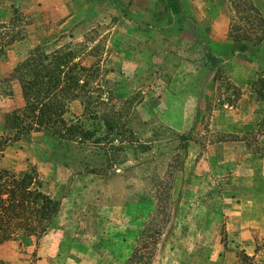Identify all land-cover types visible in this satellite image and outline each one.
<instances>
[{
    "label": "rangeland",
    "instance_id": "374dc122",
    "mask_svg": "<svg viewBox=\"0 0 264 264\" xmlns=\"http://www.w3.org/2000/svg\"><path fill=\"white\" fill-rule=\"evenodd\" d=\"M254 2L264 15V0ZM79 4L87 3L68 2L71 10ZM60 5L0 0L8 26L0 40L12 41L0 55V135L6 113L24 105L9 77L37 45L86 42V62L104 67L102 108L117 118L82 125L94 131L89 139L41 131L5 149L1 168H35L59 205L36 231L0 243V262L245 264L248 255L264 264V58L244 75L212 56L208 47L218 54L222 47L203 44L191 28L142 32L146 23L126 13L66 22ZM220 7L224 26L234 12L230 3ZM202 23L208 31L212 18ZM201 55L203 82L200 69L180 59Z\"/></svg>",
    "mask_w": 264,
    "mask_h": 264
},
{
    "label": "trees",
    "instance_id": "16d2710c",
    "mask_svg": "<svg viewBox=\"0 0 264 264\" xmlns=\"http://www.w3.org/2000/svg\"><path fill=\"white\" fill-rule=\"evenodd\" d=\"M218 2L222 5L230 3L234 12L229 34L234 48H240L236 51H255V47L264 41L261 8L254 0ZM181 7L180 0L166 2L170 12L168 25L175 23ZM7 27L6 23L0 22L3 34ZM11 43V39L1 38L0 55ZM86 44L81 42L77 47L67 43L53 50L37 45L14 67L9 79L20 84L24 105L5 115V133L0 135V158L8 146L31 137L34 132H48L66 139L76 136L89 139L94 136V131L82 125H96L101 121L105 125L114 123L117 116H111L102 108L104 67L100 59L92 64L86 62ZM76 106H79L80 114L74 111ZM38 175L35 168L16 174L0 166V243L36 231L37 223L58 211L59 203L41 190ZM172 188L173 182L169 185L168 198ZM249 259L244 255L245 264H252Z\"/></svg>",
    "mask_w": 264,
    "mask_h": 264
},
{
    "label": "crops",
    "instance_id": "0c3cea01",
    "mask_svg": "<svg viewBox=\"0 0 264 264\" xmlns=\"http://www.w3.org/2000/svg\"><path fill=\"white\" fill-rule=\"evenodd\" d=\"M70 1L71 3L85 1L87 4L85 7L79 4L74 7V10H71L68 6V2ZM167 1L168 0H62V6L60 5L59 8L62 11L65 9L68 10L67 15H64L68 17L66 22L80 16L83 18L82 22L91 23L94 19L101 16L112 17V14L126 13L134 22L138 24L146 23V28L140 29L142 32L148 30L157 32H182L191 28V30L189 29L190 32L203 44H208L209 42L210 45L222 47L221 54L215 53L210 47H208V49L214 57L218 56L219 58L220 55L226 57L232 69L237 68L240 73L247 75L253 73L258 68L257 59L264 58V41L258 47H255V51H238L235 58H233V51L235 48L233 46L234 42L229 34V23L231 18L224 19L223 26V16L218 12V10H221L220 6L222 5L216 6L214 3L217 1L180 0L182 7L179 12L176 13V21L174 24L169 25L167 24V18L170 12L166 9ZM89 4H91L90 6L93 11L92 13L85 14L86 10L90 8ZM79 11L80 13H78ZM64 12L66 13V11ZM82 12L84 14L83 16L80 15ZM208 16L212 18V23L210 24V29L206 31L202 20ZM158 20L162 21L155 23V21ZM252 53L256 55L250 56L249 54ZM180 59L184 64L195 66L197 71L200 69V76L199 78L197 77V79L203 82L206 68L204 56L200 59L197 57V59L189 61L183 60L181 57Z\"/></svg>",
    "mask_w": 264,
    "mask_h": 264
}]
</instances>
